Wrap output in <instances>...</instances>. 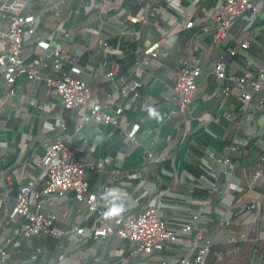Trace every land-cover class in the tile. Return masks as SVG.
<instances>
[{"label":"built area","instance_id":"2783aa9c","mask_svg":"<svg viewBox=\"0 0 264 264\" xmlns=\"http://www.w3.org/2000/svg\"><path fill=\"white\" fill-rule=\"evenodd\" d=\"M36 1L40 5H32ZM76 2L68 8L63 0H0L1 129L7 130L10 113L6 103L19 80L34 87L26 100L33 107L42 104L37 97L42 91L56 102L60 117L64 110L83 109L74 134L88 124L120 126L122 107H112L114 93L122 99L137 97L153 62L169 54V40L182 30L195 28L173 73L172 105L165 119L172 125L162 139L167 148L156 150L164 122L152 130L134 122L119 131L124 147L115 156L109 155L114 163L109 170L102 159L88 161V151H80L72 136L63 135L62 117L54 118L58 132L38 157L40 177L23 176L11 208L0 217V264H73L68 252L71 243L79 245L80 258L88 264H207L212 256V264H219L233 258L240 243L263 241L264 233L257 225L264 221V43L255 42L261 37L255 31L258 27L253 30L264 20L263 0H221L207 17L188 16L183 0H131L138 12L126 6L128 0ZM165 14L169 26L159 21ZM117 21L132 26L126 39L130 48L119 41L115 46L109 43L111 37L124 38L123 25ZM83 22H88L83 36L90 39L80 48L74 36L81 34L78 24ZM51 25L54 28L49 29ZM103 32L107 35L102 36ZM206 36L221 48L208 69L194 61L196 39ZM94 47L112 62L101 76L115 91L104 100L92 94L81 66L85 52ZM120 47L126 48L124 52L133 61L118 77ZM231 67L237 71L231 72ZM204 74L222 81L217 99L225 103L232 98L234 105L231 113L219 110L217 119H212L218 126L220 120L226 122L220 130L211 128L209 122L193 132L186 128L187 117L197 80ZM176 115L182 119L174 125ZM147 132L149 136L142 140L141 133ZM175 139L189 140L186 145L195 161L187 158L185 162L177 156L183 146H174ZM132 144L140 147L138 163L131 171L124 170ZM181 163L196 174L180 169ZM90 174H108L109 179L90 189ZM110 191L115 195H109ZM249 193L257 195L240 201ZM69 195L84 212L65 225L56 209ZM105 196L110 201L102 200ZM112 203L123 205L124 212L106 218L104 213ZM237 214L239 223L233 221ZM237 224L252 227L248 233H238ZM48 239L56 241L51 249L46 247ZM87 242L104 244L102 253L110 259L94 254L97 248L85 246ZM217 246L224 249L211 253Z\"/></svg>","mask_w":264,"mask_h":264},{"label":"crops","instance_id":"0c3cea01","mask_svg":"<svg viewBox=\"0 0 264 264\" xmlns=\"http://www.w3.org/2000/svg\"><path fill=\"white\" fill-rule=\"evenodd\" d=\"M63 1L68 8H72L77 3L76 0ZM220 1L221 0H183V7H185V13L188 16L207 17ZM127 3L129 4L126 6L130 8L131 0H128ZM32 5L38 6L40 5V2L36 1ZM131 8L138 12V9ZM166 14L161 16L159 21L165 26H169L171 21ZM261 20V24L258 25L256 23L253 26V30L258 27L255 31L259 34V37H261L257 38L255 41L258 45L264 43V20ZM87 21L94 25V22ZM88 22L79 23L78 25L81 26L78 28V31L81 34H75L74 36V41L80 48H84V43L86 41L88 42V39H90L88 38L89 36H87V38L86 36H83L85 25H87ZM117 22L123 25L122 34L124 35V38L111 37L109 43L115 46L119 41V44L126 45L130 48L131 46L127 45L128 41L126 39L133 30L132 26L128 24V22ZM196 31L195 28L182 30L169 40L167 45L169 54L153 62L151 69L147 71L148 74L144 78L145 84L137 97L122 99L114 93V86L102 78L101 75L103 72L108 70L112 65L111 57H109L108 54L97 47L85 52L87 54L84 55L81 66L85 70V79L89 81L92 94L95 93L93 95L97 99L104 100L108 94L114 93L111 102L113 104L112 107L117 105L122 107L121 123L118 127L101 125L93 126L88 124L77 134L73 133V129L71 135L72 143L80 151H88V161L102 159L106 162V168L110 170L114 163L109 155L112 154L115 156L123 146L122 141L124 140L119 131L128 128L134 122H139L141 128L146 130H152L157 126V123L164 122L159 130V135L156 141V150L157 152H160L167 148L166 144L164 145V143H162V139L165 137L168 127L172 125V121H166L165 119L172 105L173 73L178 65L179 58L187 52L189 41L195 36ZM144 33L145 31L142 32V34ZM106 35L107 34L104 32L102 33V36ZM196 40L197 49L194 54V61L208 69L209 64L215 61L218 57L221 48L213 45L210 38L207 36L197 38ZM167 46H165L166 49ZM125 49L126 48L124 47H120V50L123 52L119 54V56H122L120 60L122 67L118 77L123 76V74L128 71L126 70V65L129 63V60L133 58L131 54L124 52ZM233 70L234 69L231 67L230 71L233 72ZM93 73H97V77H93ZM221 84L222 81L216 79L210 74H204L198 78L197 92L191 104V116L187 117L186 128L188 127V129L195 132L198 126L204 123L210 122V127L216 130H220L226 125V122L223 120L218 122L219 126L217 125V122H212L213 118L217 119L219 110L231 113L234 105V99L232 98H227L225 103L217 99V89ZM93 86L97 87L94 88ZM34 90L35 89L31 84L19 80L14 84V94L11 98L7 99L6 107L10 113V118L6 124L7 130L3 131L0 126V217H3L6 214V211L11 208L17 190L20 184L24 181L23 176L27 178L40 177L41 170L37 163L38 157L42 155L45 145L52 140L58 132V128L52 124L54 118L62 117L63 119V116L60 117V108L58 105L56 106L54 104L56 102L47 99L42 91L37 93V97L42 103L40 106L33 107L27 104V97L33 93ZM20 98H23V101H20ZM112 107L108 108V110L111 111ZM150 108H155L162 119L157 120L150 118ZM78 111L82 118L85 111L83 109ZM178 119H182L180 115H176L174 125L178 122ZM179 134L181 133H178V136H181L180 138L183 139L182 134ZM148 136V132L147 134L141 133L142 140L147 139ZM82 140H86L87 143H83ZM188 142L189 140L181 142L175 139L173 144L174 146H177L178 144L183 146L177 156L185 162H187L188 159L193 162L195 161V156L194 152H191L190 149L187 148L186 144ZM129 147L130 150L126 154L123 169L131 171L138 163L141 151L140 147L136 144H132ZM23 150V157L21 159L19 154ZM181 168H183L182 163L180 164V169ZM90 178H93L90 183L94 190L109 179L108 174H90L88 180ZM256 195L254 193L246 194V196L242 197L240 201H248L251 197H255ZM102 200L104 199L102 198ZM104 201H110V199L107 197ZM83 212L84 207L76 203L71 195H69L61 206L56 209L58 219L65 225ZM236 212L238 213V209ZM233 217V221L239 223L240 216L237 214ZM251 227V224H237L234 229L238 233H248L250 232ZM257 227V230L260 233H264V221L260 222ZM19 239L23 242V239L20 237ZM247 243L248 244L240 243L238 245V253L233 258L225 259L219 262V264H264V240H259L255 243ZM84 245H94L98 250L94 254L98 255L100 253L103 254L104 259H110L107 253H102V246L104 244L87 242ZM80 251L81 248L79 245L73 243L69 244L68 252L74 261L73 264H88L87 260H82L80 258Z\"/></svg>","mask_w":264,"mask_h":264},{"label":"trees","instance_id":"16d2710c","mask_svg":"<svg viewBox=\"0 0 264 264\" xmlns=\"http://www.w3.org/2000/svg\"><path fill=\"white\" fill-rule=\"evenodd\" d=\"M52 27L54 28V26L52 25L51 27H49V29H52ZM132 61H133V59H130L129 60V63L126 65V70L129 69ZM96 87L97 86H95L94 88H96ZM93 94H95V93H93ZM62 116H63V121H64L65 127H66L65 131L63 132V135L64 136H71L72 135V132H73V129L75 128V126L77 125L78 121L81 118V114H80V112L78 110L72 109V110H64L62 112ZM203 142L205 144H208L209 143V141L207 139H205V138L203 139ZM165 165H166L167 168L171 169L170 161H167ZM183 168L188 173L196 174V171L192 167H190V166H188L186 164H183ZM91 180H93V178H90L88 180L90 189H92V186H91V183H90ZM102 198L104 199V197H102ZM55 243H56L55 240L48 239L46 241V247L48 249H51L54 246ZM223 249H224V247L217 246V247H214V249L212 250L211 253H214V252H216L218 250H223ZM213 262H214V256H212L211 259H209V261H208L207 264H212Z\"/></svg>","mask_w":264,"mask_h":264},{"label":"clouds","instance_id":"9594fccd","mask_svg":"<svg viewBox=\"0 0 264 264\" xmlns=\"http://www.w3.org/2000/svg\"><path fill=\"white\" fill-rule=\"evenodd\" d=\"M149 117L157 120L162 119L159 112L155 108L149 109ZM109 195H115V193L110 191ZM104 199L106 200L107 196H105ZM123 212H124L123 205L112 203L111 206L107 208V211L104 213V216L106 218L115 217V216H119Z\"/></svg>","mask_w":264,"mask_h":264},{"label":"water","instance_id":"95a60500","mask_svg":"<svg viewBox=\"0 0 264 264\" xmlns=\"http://www.w3.org/2000/svg\"><path fill=\"white\" fill-rule=\"evenodd\" d=\"M99 198H100V195H99ZM48 256H49V251L45 252V254H44V261L47 260Z\"/></svg>","mask_w":264,"mask_h":264},{"label":"rangeland","instance_id":"374dc122","mask_svg":"<svg viewBox=\"0 0 264 264\" xmlns=\"http://www.w3.org/2000/svg\"><path fill=\"white\" fill-rule=\"evenodd\" d=\"M122 246H123V244H122ZM123 248H126V246H123Z\"/></svg>","mask_w":264,"mask_h":264}]
</instances>
